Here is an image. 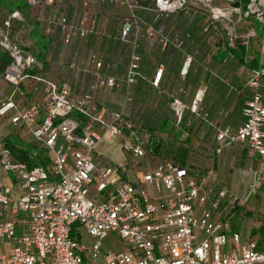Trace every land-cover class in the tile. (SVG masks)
Wrapping results in <instances>:
<instances>
[{
	"label": "built area",
	"instance_id": "1",
	"mask_svg": "<svg viewBox=\"0 0 264 264\" xmlns=\"http://www.w3.org/2000/svg\"><path fill=\"white\" fill-rule=\"evenodd\" d=\"M26 2L38 10V19L54 44L62 33L65 45H75L66 63L68 75L86 72L91 81L87 92L75 95L71 83L61 84L45 74L44 63L12 36V20L24 19L19 10L0 26V45L11 58L3 76L14 87L0 100V116L10 115L14 124L29 129L51 158L46 167H30L9 147L0 145V167L15 176L13 187L0 183V264H84L85 253H91L94 264L99 258L104 264H264V234L244 238L231 233L222 220L221 207L228 192L234 196L231 204L240 200L236 191L226 189L215 169L197 173L161 159L153 167L144 163L143 172L128 179L126 162L113 163L107 156H98L100 144L108 140L121 141L122 150L135 160H146L149 152L155 155L152 134L129 115L135 87L145 81L158 87L168 63L161 61L151 79L141 52L142 39L168 54L169 63L181 56L179 76L187 81L200 49H189L194 43L190 27L170 32L172 18L182 14L191 23L201 16L202 35L210 34L228 51L239 42L249 48L254 39L259 40V56L247 81L251 97L242 108L243 122L236 129L221 128L215 142L218 152L236 143L247 151L253 177L247 197L257 188L264 194V37H258L250 20L264 24V0H247L245 6L226 0L230 4L226 8L214 0ZM112 6L126 8L120 31L112 36L125 47L124 58L96 48L83 54V44L107 35L99 14ZM241 23L243 31L238 28ZM212 56V52L207 54L208 62ZM28 81L44 95L42 121L37 107L19 106L15 100L16 92ZM117 88L123 89V101L106 117L95 93ZM205 95L206 88L198 89L186 101L188 87H181L179 95L172 96L177 127L182 128L188 112L202 113ZM75 226L97 239L89 251L73 236ZM112 233L123 246L105 251L102 242Z\"/></svg>",
	"mask_w": 264,
	"mask_h": 264
},
{
	"label": "crops",
	"instance_id": "2",
	"mask_svg": "<svg viewBox=\"0 0 264 264\" xmlns=\"http://www.w3.org/2000/svg\"><path fill=\"white\" fill-rule=\"evenodd\" d=\"M142 1L143 3H148L151 0ZM94 8H96V6H94ZM15 10H19L24 19H13L11 26L13 38L18 41L23 48L34 53L44 63V72L49 77L57 80L61 84L66 82L71 83L73 87V93L75 95H81L87 92L89 90L91 76L88 73L83 72L77 77H71L66 71V63L73 56L74 50H76L75 45H65L62 39V33H60L56 45L51 46V38L46 35L45 24H43V22L39 21L38 19V10L27 5L26 0H19L14 8L3 6L0 0V23L3 25L5 20H7L11 13ZM125 12L126 8L121 6H112L106 8L105 11H102L99 14L100 25L106 31L107 35L101 38H93L89 43L83 44L80 48L82 53L85 54V52L90 48H96L101 52H105L109 49L110 52L107 51L106 54L108 53L109 55H114L118 58L120 57V59H123L124 57L122 56L125 54V47L119 41H116L112 36H116L119 33ZM108 35L111 36L109 37ZM144 43L146 51L153 53L157 57L161 49L158 47L152 48L146 42ZM113 46L114 48H112ZM217 48L218 50L220 49V51H223L221 55L217 54L218 52H216V55L219 57L213 62V66L215 68L219 67L221 72V75L219 76L220 81H216V78L210 76L215 80L209 83L210 96L209 98L206 97V107H202L204 110L202 114H204L203 116H209L210 111H212L215 116L217 114L219 115V117L211 119V122H209V125L216 129V131H219L221 128L226 126L222 125L223 122H230L227 125H230L236 129L244 119L242 108L245 102L251 97V89L247 86V81L254 64L251 65L245 62H236V58L231 61L229 58L230 54L232 53H230V51H228L225 46L218 44ZM163 54V58H161L159 61L152 62L150 65H146V71L151 79L154 78L157 65L161 61H167V54ZM228 62L229 64H227ZM176 63L174 65H176ZM172 67L173 66L170 64L167 66L164 76L158 87L147 81L140 82L139 85L135 87V91L137 89L138 93H140V89L142 87L141 85L144 83V96L150 99V102L148 103L150 105V108L148 107L150 111L158 110V105L160 104L159 101L161 98H164L166 94H171V96L179 95L180 88L175 93H171L169 90V86H171L173 83L176 84V82L182 81L179 76V70L175 72ZM3 74L4 72L0 73V100L10 95L14 90V87L4 79ZM202 79L203 78L200 80ZM222 81L224 84L221 83ZM222 84L224 86H222ZM227 84L230 85V87L227 86ZM35 85L36 84L32 81L24 83L21 86V90L16 92L15 100L18 105L23 107H37L40 111L38 119L39 121H42L45 117L46 111L45 98L41 90L35 89ZM218 87L219 89L222 87L220 91L218 90ZM188 90L190 94L191 92L189 86ZM195 93L192 95V98L194 97ZM95 96L100 106V112L104 114V116L110 117V114L113 111H116L120 108L119 106L123 101V89H100L96 91ZM212 97L213 99H210ZM192 98L186 97V101ZM207 98L210 99L209 102ZM217 99L219 101L223 99L224 104L220 108V111L215 110V112L213 108H215V100ZM6 138H15V140H18L20 143H22L21 148H27V146H29V148L32 147L31 149H34V154L40 151V143L36 141L29 129L14 124L10 115L0 116V145ZM240 148L241 147L238 143L228 144L221 152H218L216 150L215 142V150L213 151V155L209 160L214 165L212 168L217 171L218 175H222V173H224L223 175L226 177L228 176V172L230 175H232L233 171H235L234 164H236L238 158L242 159L246 165L249 163L248 157L246 156L247 151H242ZM98 156H107L113 163H119L122 161L126 162V172L128 179H133L135 175L141 173L138 169H141L142 166L135 167V159L123 151L121 145L120 147L116 145V141L108 140L102 142L99 146ZM148 162L152 167L157 163V161ZM240 163L242 162L240 161ZM238 170L246 171L245 169L241 168H238ZM196 172L198 173V171ZM200 172L201 171L199 170V173ZM234 182L235 180L231 182L230 186L234 191H236ZM0 183L4 186L13 187L15 183L14 174L12 172L5 171L0 167Z\"/></svg>",
	"mask_w": 264,
	"mask_h": 264
},
{
	"label": "rangeland",
	"instance_id": "3",
	"mask_svg": "<svg viewBox=\"0 0 264 264\" xmlns=\"http://www.w3.org/2000/svg\"><path fill=\"white\" fill-rule=\"evenodd\" d=\"M2 5L6 6L8 8H14L17 4V1L15 0H1ZM214 4L220 6L221 8L229 7V2H226V0H214ZM234 18H236L234 16ZM253 21V25L256 27V30L258 32V37L262 38L264 37V24L259 23L255 19H250ZM204 19L201 16H197L193 19V21L188 23L184 15L182 14H175L172 18V25L170 32H182L185 30V28L188 26L190 27V30L192 31V34L194 36V43L189 47L190 50L193 48H199L200 53L198 54V62L194 65L193 70L190 73L189 78L187 81H179L169 86V90L171 93H175L179 88L181 87H188L190 89V98H192V95L198 90V89H205L206 88V95L203 101V106L206 107V97L209 98L210 96V86L209 83L212 82L216 78V81H220L219 76L221 75V72L219 70V67H214L213 62L215 59L213 58L214 55H216V52L218 50V41L214 42L213 38L209 36L210 34L202 35V27H203ZM0 26L2 24L0 23ZM240 31L245 30V25L241 23L238 26ZM253 42V41H252ZM114 48V46L112 47ZM259 49V40L257 39L255 44L253 45V48L250 52V55L254 56L255 53ZM102 50V49H101ZM107 50V49H106ZM105 51V50H104ZM107 51L110 52L108 49ZM105 51V53L107 52ZM141 52L144 57V65H150L152 62L159 61L161 58H163L164 54L159 51L158 56L156 57L153 53H149L146 51L144 38L142 39V47ZM212 52V62H208L207 54ZM121 54V53H120ZM258 55V53H257ZM113 56V55H112ZM124 57V56H122ZM182 57L180 56L178 58V62L169 63V55L167 54V63L168 65H172V69L176 71L179 70L180 64H181ZM231 61L235 59V57L230 54ZM237 59V58H236ZM250 59V58H249ZM236 62H240L238 59ZM229 64V62L227 63ZM210 70H213L216 75H212ZM211 76V77H210ZM203 78L202 80H200ZM211 78V79H210ZM221 83L224 84L222 81ZM222 84V86H224ZM229 84V83H228ZM230 87V85H228ZM139 85V83H138ZM137 85V86H138ZM136 86V87H137ZM141 92L138 93L137 89L135 91L134 89V102L130 109V117L134 119L138 124H141L142 128L146 132H150L152 134V137H154L150 143L151 146L153 144H156L157 142H161L162 147H166L167 145H180L182 144L184 147L187 148L189 152V165L191 168L195 169V171L199 170L200 173L206 171L207 169H210L214 167V165L209 160L211 156L213 155V151L215 150V134L218 132L216 129L211 127L209 125V122H211V119L219 117L217 114H213L212 111H210L209 116H203L204 114L200 115H193L191 112H188L185 117V122L182 126V128L177 127L174 118V113L171 109V94H166L164 98H161L158 105L157 111H150V105L148 104L150 102V99L144 96V83L141 85ZM222 87H220L221 89ZM219 87L218 90L220 91ZM208 102L210 101V98L208 99ZM208 104V103H207ZM224 101L222 100H215V108L214 111H220V108L223 106ZM21 106V105H19ZM120 107V106H119ZM118 107V108H119ZM149 107V108H148ZM118 110V109H117ZM204 111V110H203ZM202 111V112H203ZM215 111V112H216ZM229 118V116H228ZM166 123V124H165ZM230 122H223V126L229 124ZM165 124V125H164ZM211 127L210 129H208ZM180 143V144H178ZM116 145L120 147L121 141H116ZM163 158H170L169 154H165L163 151V148L161 151L157 154L147 153L146 160L140 161V159H136V167H141V169H138L141 173L143 172L144 163L148 161H160ZM240 161L242 163H240ZM234 170L232 175L227 173L228 176H224L219 174V178L221 181L225 182V187L227 190H233L231 188V182L235 180L234 185L236 186V192L237 197L239 198V203L237 205L231 204V201H233V194L228 192V197L225 200L224 204L221 207L222 212V220L225 222L228 230L232 232H238L240 233L244 238H247L250 236V234L253 233L254 230L259 229L260 227L264 226V194L263 190L261 188H257L253 191L252 195L248 198V188H251L252 185V174L249 170V163L247 165L244 163V161L240 158L237 159L236 164H234ZM238 168L245 169L246 171H239ZM138 172V171H137ZM140 173V174H141ZM239 184V186H238ZM248 198V200H246ZM236 204V203H235ZM234 206H238L236 210H232ZM260 234L255 235V237H259ZM73 236L78 239L79 241L83 242L85 245L89 247L93 245L94 242L97 241L96 238L90 236L87 234L82 228H77L75 226L73 230ZM103 244V250L107 249H115L120 248L123 246V241L119 239L114 233L110 234L109 237H107L102 242ZM91 253H85V262L84 264H94L93 259L91 258ZM96 264H104L103 258H99V260L96 261Z\"/></svg>",
	"mask_w": 264,
	"mask_h": 264
},
{
	"label": "trees",
	"instance_id": "4",
	"mask_svg": "<svg viewBox=\"0 0 264 264\" xmlns=\"http://www.w3.org/2000/svg\"><path fill=\"white\" fill-rule=\"evenodd\" d=\"M18 1H17V3H18ZM139 2L143 3L142 0H139ZM246 2H247V0H234L233 5L245 6ZM48 37L51 38L50 36H48ZM50 40H51V46H55L56 44H54L52 38ZM256 40H257V38L253 40L251 47H249V48H247L245 45H242L239 42L236 48L229 49V51L240 62H245V63L251 64V65L254 64V66H255L256 62H257V58L259 56V49L255 53L254 56L250 55V52H251L253 45L255 44ZM56 43H57V41H56ZM227 50H228V48H227ZM217 52H218L217 54H220V55L223 53V51H220V49ZM257 53H258V55H257ZM218 57L219 56L214 55L213 58L217 59ZM10 61H11V58H10L8 51H6L0 45V73H3L5 71V69L9 65ZM2 144L9 147L16 158H18L19 160L27 162L30 167H34V166L46 167L51 161L48 150L46 149L45 146H43L41 144H40V146H41L40 151H38L35 154H34V149H31L32 147L29 148V146H27V148H21L22 143H20L18 140H15V138L14 139L6 138L5 140L2 141ZM178 144H180V143H178ZM151 147L153 148L152 151L155 154L159 153L162 148H163V151L165 152V154H169L170 158H163V159L176 161L183 166L191 167L189 165V152H188L187 148L184 147L182 144L175 145V146L174 145H167L166 147H162L161 142H157L156 144H153V146H151ZM237 208H238V206H234L232 208V210L234 211ZM260 232H262L261 234H264V226L260 227L259 229L254 230L253 233L250 234V236L255 237V235L260 234Z\"/></svg>",
	"mask_w": 264,
	"mask_h": 264
}]
</instances>
